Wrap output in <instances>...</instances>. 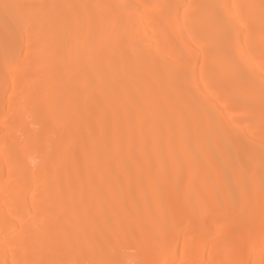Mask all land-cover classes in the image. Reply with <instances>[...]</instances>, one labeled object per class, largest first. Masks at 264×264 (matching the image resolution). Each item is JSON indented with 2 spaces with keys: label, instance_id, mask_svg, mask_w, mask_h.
Wrapping results in <instances>:
<instances>
[{
  "label": "bare ground",
  "instance_id": "1",
  "mask_svg": "<svg viewBox=\"0 0 264 264\" xmlns=\"http://www.w3.org/2000/svg\"><path fill=\"white\" fill-rule=\"evenodd\" d=\"M262 152L264 0H0V264H264Z\"/></svg>",
  "mask_w": 264,
  "mask_h": 264
},
{
  "label": "snow or ice",
  "instance_id": "2",
  "mask_svg": "<svg viewBox=\"0 0 264 264\" xmlns=\"http://www.w3.org/2000/svg\"><path fill=\"white\" fill-rule=\"evenodd\" d=\"M3 7L7 9H13L14 10V15L16 20L19 22L21 26L22 33L24 30H29L31 31L32 29V24L30 20L26 16V12L24 9L27 7L25 5H20V4H14V5H9V4H4ZM134 7V6H133ZM214 11L210 13V16L214 23L216 24L217 31L219 33L223 34V39L225 43H228L231 39V37L227 34L225 30V23H224V18L217 12L215 9H217L219 6H211ZM237 7H245L244 5H237ZM202 25H196L197 28L201 27ZM221 152L224 150L222 148L218 149ZM235 150L239 153L240 148L238 146L235 147ZM245 158L249 161V164L253 158L251 153L245 152ZM261 162H262V167H264V152L261 153ZM224 168L225 172L227 174V179L230 182L233 177H236L240 179L242 183V190L243 187L246 186L248 176L252 173L251 167H246L244 162L241 160L240 163L233 165L225 156V163H224ZM229 183V187H230Z\"/></svg>",
  "mask_w": 264,
  "mask_h": 264
},
{
  "label": "rangeland",
  "instance_id": "3",
  "mask_svg": "<svg viewBox=\"0 0 264 264\" xmlns=\"http://www.w3.org/2000/svg\"><path fill=\"white\" fill-rule=\"evenodd\" d=\"M115 26H117V25H115ZM102 28H103L104 30L107 29V27H105V26H103V25H102ZM108 28H110V27H108ZM111 28L113 29L112 26H111ZM133 32H135V31H133ZM70 36H72V35H69V37H70ZM71 38H72V37H71ZM47 70H48V68H45V70H44L45 72H44L43 74H45ZM237 132L240 133L241 131H237ZM237 132H236L235 134H237ZM242 133H243V132H242ZM242 133H241V134H242ZM247 135H248V134L244 135V133H243V134H242L243 137H241V138H245ZM235 136H236V135H235ZM244 136H245V137H244ZM237 138H240V135H239ZM252 149H253V150H252ZM252 149H249L247 152H248V153H251V152H250L251 150L254 151L253 153H251L252 156H254V153H255V151H256V150H254V149H256V147L253 146ZM257 149H258V148H257ZM258 151L260 152V150H258ZM258 151H257V152H258ZM257 152H256V154H259V152H258V153H257ZM263 209H264V208H263ZM263 209H262V210H263Z\"/></svg>",
  "mask_w": 264,
  "mask_h": 264
}]
</instances>
